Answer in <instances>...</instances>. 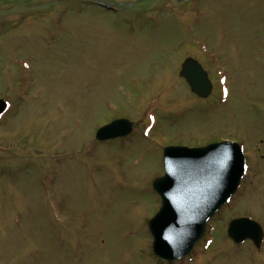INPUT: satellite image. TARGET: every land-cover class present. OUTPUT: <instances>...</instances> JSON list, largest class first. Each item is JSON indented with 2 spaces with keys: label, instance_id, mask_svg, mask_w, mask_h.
<instances>
[{
  "label": "rangeland",
  "instance_id": "1",
  "mask_svg": "<svg viewBox=\"0 0 264 264\" xmlns=\"http://www.w3.org/2000/svg\"><path fill=\"white\" fill-rule=\"evenodd\" d=\"M103 1L115 2L122 16L91 0H0V97L11 105L0 120V173L21 159L35 168L17 185L0 174V264H163L149 255L146 226L155 205L147 186L161 171L159 145L223 138L244 143L251 172L245 193L189 258L171 264H264V244L258 251L236 247L223 232L243 212L264 227V0ZM199 53L215 85L205 100L177 76L180 62L199 60ZM18 55L35 59L26 83L14 64ZM212 56L230 76L228 94L225 76L213 74ZM153 111L160 119L151 139L136 141L132 152L88 146L94 126L128 115L141 133ZM64 153L59 167L66 174L52 183L60 200L66 196L64 217L78 230V212L88 213L92 233L104 231L105 248L59 246L47 221L37 176L48 155ZM91 178L100 189L97 216L99 201L86 205L97 197ZM19 218L22 224H14Z\"/></svg>",
  "mask_w": 264,
  "mask_h": 264
},
{
  "label": "water",
  "instance_id": "2",
  "mask_svg": "<svg viewBox=\"0 0 264 264\" xmlns=\"http://www.w3.org/2000/svg\"><path fill=\"white\" fill-rule=\"evenodd\" d=\"M191 64V61L186 62L183 64V69L180 72L181 76H184L189 82L191 83V86H193V90L196 91L199 95L202 96H207V94L210 91V85L209 83L203 82L202 80L198 81H193V75L194 73L189 72V65ZM223 150H227V159L226 156L223 153ZM184 154H190L193 158L195 157L196 159H202V157L206 155H211L214 158V167H215V173H216V180L220 181V185L217 186L218 190L221 189L224 193L227 191H232L237 184V180L240 178V176L243 174V164L242 162V156L241 153L239 152V148L236 145H225L223 146H213V148H209L206 150H194L193 152H189L186 150H179V149H170L166 153L167 160H172L179 158L178 156H184ZM186 177H190L188 175H185ZM171 182V178L167 177L165 180V183ZM161 184V181L156 183L155 186L160 189L165 191L166 186ZM224 194H222L221 199L224 198ZM159 217V216H158ZM155 219L154 221L151 222L150 226L153 232V235L155 236V252L157 255H161L166 259H173L178 256L176 251L173 249L171 245H167V237L165 235V229L168 228V226L163 227L160 224L159 218ZM203 218L201 221H195V222H190L188 225L185 227V232H187L186 236L181 237V241L186 240L189 235L190 239L188 241V246L185 248L183 253H180V256L185 255L186 253L189 252V249L193 245V243L202 235L203 231ZM173 242V239H172Z\"/></svg>",
  "mask_w": 264,
  "mask_h": 264
}]
</instances>
